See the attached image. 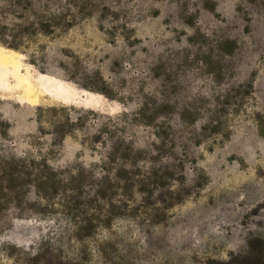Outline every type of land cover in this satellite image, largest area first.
I'll list each match as a JSON object with an SVG mask.
<instances>
[{
    "label": "rangeland",
    "instance_id": "rangeland-1",
    "mask_svg": "<svg viewBox=\"0 0 264 264\" xmlns=\"http://www.w3.org/2000/svg\"><path fill=\"white\" fill-rule=\"evenodd\" d=\"M0 264H264V0H0Z\"/></svg>",
    "mask_w": 264,
    "mask_h": 264
},
{
    "label": "trees",
    "instance_id": "trees-1",
    "mask_svg": "<svg viewBox=\"0 0 264 264\" xmlns=\"http://www.w3.org/2000/svg\"><path fill=\"white\" fill-rule=\"evenodd\" d=\"M261 255V254H260Z\"/></svg>",
    "mask_w": 264,
    "mask_h": 264
}]
</instances>
